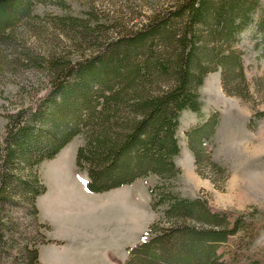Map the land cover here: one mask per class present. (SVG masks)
Returning a JSON list of instances; mask_svg holds the SVG:
<instances>
[{
  "label": "trees",
  "instance_id": "1",
  "mask_svg": "<svg viewBox=\"0 0 264 264\" xmlns=\"http://www.w3.org/2000/svg\"><path fill=\"white\" fill-rule=\"evenodd\" d=\"M39 2L0 0V39L6 40V32ZM258 12L255 26L264 56V9L259 0H184L95 54L73 62L31 59L51 76L30 104L3 113L0 264H41L38 247L15 237L18 231L5 216V207L21 197L36 220V197L45 190L38 165L78 135L82 142L76 165L86 171L90 191L157 176L148 189L152 210L164 206L162 214L129 249L124 264H227L221 245L246 232L249 217L213 210L207 199L182 196L168 184L182 173L175 163L181 112L202 117L199 88L205 76L220 70L223 91L245 96L236 89L246 88V77L242 53L234 46ZM218 121L214 112L186 132L201 175V165L218 172L201 143ZM47 241L43 235L42 243Z\"/></svg>",
  "mask_w": 264,
  "mask_h": 264
},
{
  "label": "rangeland",
  "instance_id": "2",
  "mask_svg": "<svg viewBox=\"0 0 264 264\" xmlns=\"http://www.w3.org/2000/svg\"><path fill=\"white\" fill-rule=\"evenodd\" d=\"M183 1L41 0L6 32V40L0 39V133L6 124L3 113L30 104L51 76L49 69L31 59H82ZM259 1L264 9V0ZM260 13L234 46L242 53L246 77V88L236 89L245 96L223 91L220 70L205 76L199 88L202 117L182 111L176 164L183 171L168 184L182 196L207 199L213 210L249 217L248 230L221 245L227 264H264V56L255 26ZM214 112L218 124L201 143L218 172L201 165V175L186 132ZM81 142V135L74 137L56 156L38 165L45 190L36 197V220L21 197L5 207V216L18 231L15 237L38 247L41 264H124L129 249L162 214L164 206L152 210L148 189L157 176L108 191H90L86 171L76 165Z\"/></svg>",
  "mask_w": 264,
  "mask_h": 264
},
{
  "label": "crops",
  "instance_id": "3",
  "mask_svg": "<svg viewBox=\"0 0 264 264\" xmlns=\"http://www.w3.org/2000/svg\"><path fill=\"white\" fill-rule=\"evenodd\" d=\"M184 111V110H183ZM181 115H182V112H181ZM190 116V115H189ZM181 117V116H180ZM199 118H201V117H199ZM195 121V120H194ZM196 122V121H195ZM197 123V122H196ZM180 151H181V148H180ZM191 151V150H190ZM179 154H180V152H179ZM179 154L175 157V163H176V158L179 156ZM193 154V153H192ZM180 167V166H179ZM181 168V167H180ZM182 170V169H181ZM183 171V170H182Z\"/></svg>",
  "mask_w": 264,
  "mask_h": 264
}]
</instances>
